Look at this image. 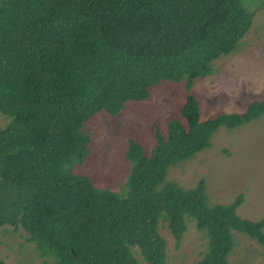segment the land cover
I'll use <instances>...</instances> for the list:
<instances>
[{
	"label": "trees",
	"instance_id": "obj_1",
	"mask_svg": "<svg viewBox=\"0 0 264 264\" xmlns=\"http://www.w3.org/2000/svg\"><path fill=\"white\" fill-rule=\"evenodd\" d=\"M245 0H0V230L26 234L52 264H166V223L178 248L188 219L206 239L192 264H229L233 231L264 248V216L208 204L203 180L168 181L171 167L209 147L219 128L264 116V100L202 120L191 92L249 30ZM184 82L183 120L173 117L145 150L133 139L122 191L76 173L90 152L84 125L121 113L153 86ZM0 264H3L0 259Z\"/></svg>",
	"mask_w": 264,
	"mask_h": 264
},
{
	"label": "rangeland",
	"instance_id": "obj_2",
	"mask_svg": "<svg viewBox=\"0 0 264 264\" xmlns=\"http://www.w3.org/2000/svg\"><path fill=\"white\" fill-rule=\"evenodd\" d=\"M255 10L252 23L235 48L211 62V72L194 81L191 92L200 104L201 119L220 111L241 112L252 100H264V0H245ZM187 89L184 82L163 81L150 90L146 100L131 101L117 115L97 112L84 125L91 136L90 152L72 170L87 175L100 188L122 191L131 163L126 157L131 139L145 150L163 133L173 117L183 120L181 106ZM7 117L0 112V129ZM203 180L208 204H229L240 194L236 208L242 218L258 221L264 216V116L237 129L219 128L209 147L169 169L167 180L190 188ZM158 231L166 240V264H192L205 251L206 239L195 221L188 219L179 247L166 223ZM264 231V228H263ZM26 234L11 227L0 230V259L3 264H52L42 257ZM229 264H264V248L240 231H233ZM139 264H145L134 250Z\"/></svg>",
	"mask_w": 264,
	"mask_h": 264
}]
</instances>
